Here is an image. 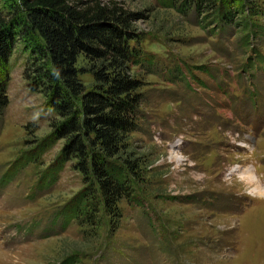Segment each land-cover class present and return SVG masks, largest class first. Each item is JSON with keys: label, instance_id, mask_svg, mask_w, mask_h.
Wrapping results in <instances>:
<instances>
[{"label": "rangeland", "instance_id": "rangeland-1", "mask_svg": "<svg viewBox=\"0 0 264 264\" xmlns=\"http://www.w3.org/2000/svg\"><path fill=\"white\" fill-rule=\"evenodd\" d=\"M101 1L129 15L130 45L149 60L132 68L139 132L120 159L138 164L135 200L117 222L101 208L96 225L64 228L91 170L73 158L47 180L65 140L35 155L59 118L18 40L0 122V264H264V0L248 5L249 28L247 12L215 22L197 0Z\"/></svg>", "mask_w": 264, "mask_h": 264}, {"label": "trees", "instance_id": "trees-1", "mask_svg": "<svg viewBox=\"0 0 264 264\" xmlns=\"http://www.w3.org/2000/svg\"><path fill=\"white\" fill-rule=\"evenodd\" d=\"M248 1L194 3L203 13L213 10L215 22L225 24L247 12L244 21L249 28V16L255 13ZM128 20L122 9L101 0H8L6 10L0 11V122L9 104L10 57L21 40L34 59L33 83L46 88L48 108L59 118L35 155L40 157L65 140L47 180L56 182L57 173L73 158L86 174L91 170L90 186L60 212L67 221L64 228L76 219L96 225L93 216L101 208L117 222L119 202L127 197L135 200L131 196L138 164L120 159L131 156V135L139 132L143 83L132 76V68L149 60L131 47L134 38ZM81 56L86 67H78ZM85 74L93 77L92 84L81 80Z\"/></svg>", "mask_w": 264, "mask_h": 264}]
</instances>
